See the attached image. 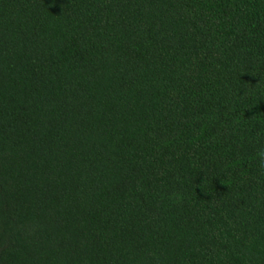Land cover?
<instances>
[{
    "label": "trees",
    "instance_id": "obj_1",
    "mask_svg": "<svg viewBox=\"0 0 264 264\" xmlns=\"http://www.w3.org/2000/svg\"><path fill=\"white\" fill-rule=\"evenodd\" d=\"M264 0H0V264H264Z\"/></svg>",
    "mask_w": 264,
    "mask_h": 264
},
{
    "label": "clouds",
    "instance_id": "obj_2",
    "mask_svg": "<svg viewBox=\"0 0 264 264\" xmlns=\"http://www.w3.org/2000/svg\"><path fill=\"white\" fill-rule=\"evenodd\" d=\"M258 155L262 158L260 161L261 167H264V151H261Z\"/></svg>",
    "mask_w": 264,
    "mask_h": 264
}]
</instances>
